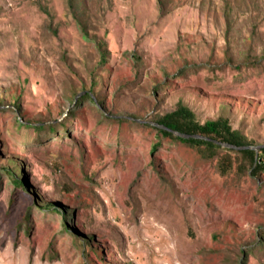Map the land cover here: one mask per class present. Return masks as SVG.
Here are the masks:
<instances>
[{
	"label": "rangeland",
	"instance_id": "1",
	"mask_svg": "<svg viewBox=\"0 0 264 264\" xmlns=\"http://www.w3.org/2000/svg\"><path fill=\"white\" fill-rule=\"evenodd\" d=\"M179 102L264 146V0H0V264H264V170L144 125Z\"/></svg>",
	"mask_w": 264,
	"mask_h": 264
},
{
	"label": "trees",
	"instance_id": "2",
	"mask_svg": "<svg viewBox=\"0 0 264 264\" xmlns=\"http://www.w3.org/2000/svg\"><path fill=\"white\" fill-rule=\"evenodd\" d=\"M73 4V1L71 2ZM101 53L105 55L102 47H101ZM193 71L196 72V67H185L183 71ZM75 91V90H74ZM75 93V94H74ZM74 97H76L80 94V98L78 99V102H81L83 100H89L91 103L96 105L97 107L100 106L102 103L101 100L96 98L93 91H82L79 92L78 90L75 91ZM15 107V111H21V108L18 106V103ZM74 104V101H73ZM72 104V105H73ZM14 109V108H13ZM19 113V112H18ZM142 117L135 116L134 121L138 122L140 125L142 124ZM17 122L20 126H24L21 122V118L17 119ZM144 122V121H143ZM150 122L162 125L166 127V129H162L160 127H156L152 125ZM147 125L148 127L154 129L159 139H168L172 142H179L182 144H187L190 147H193L199 154V156L203 159H214L216 157H219L221 153H227L223 157L220 158L219 161V168L222 169L224 172L226 170V166H228V163H231L233 160H235L238 163V168L240 171H245L247 168L251 171L252 177H258L262 171L264 170V149L260 153H256L254 150L246 149V150H232V149H224L220 144L216 143H227L232 144L238 147L243 146H253L252 142L248 140V138L239 131H236L232 128V126L229 124L228 120L225 118H218L216 120H207L204 123H201L197 120V117L195 113L192 111V109L187 106L183 102H179L173 111L165 113V114H158L155 117H153ZM27 127L28 126H24ZM55 126L50 125V129H54ZM48 128L46 126L38 127L37 129L42 130ZM174 132H178L180 134H186V135H199L207 139H196V138H183L178 135H176ZM155 146H159L158 144ZM233 154L234 156H232ZM233 157V158H231ZM232 165V163H231ZM10 178L13 181V184H15L18 188H23V190H27V187L25 185L24 180L18 179L17 174L14 173H7ZM49 209H56L58 211H62L61 214L63 215V218L68 221L69 214L71 213L70 210H64L60 209L57 205L52 204V206L48 207ZM64 210V211H63ZM72 218V215H71ZM65 228H67V224H65ZM261 241V240H260ZM258 240V244H261ZM243 254H245L244 250H241ZM244 260H240L237 262V264H244Z\"/></svg>",
	"mask_w": 264,
	"mask_h": 264
},
{
	"label": "water",
	"instance_id": "3",
	"mask_svg": "<svg viewBox=\"0 0 264 264\" xmlns=\"http://www.w3.org/2000/svg\"><path fill=\"white\" fill-rule=\"evenodd\" d=\"M82 94L78 95L76 97V99L78 97H80ZM75 99V100H76ZM75 103V102H74ZM152 125L156 126V127H160L162 129H166V127L162 126V125H159V124H156V123H153V122H150ZM176 135L180 136V137H183V138H198V139H207V138H204L202 136H199V135H186V134H180L178 132H174ZM218 144H220L222 147L224 148H228V149H234V150H246V149H251V150H254L256 151L257 153L259 152L260 149H263L264 146H243V147H238V146H235V145H232V144H227V143H219V142H216Z\"/></svg>",
	"mask_w": 264,
	"mask_h": 264
}]
</instances>
